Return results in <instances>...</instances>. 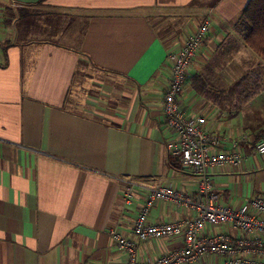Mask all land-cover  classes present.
Wrapping results in <instances>:
<instances>
[{
  "label": "crops",
  "instance_id": "0c3cea01",
  "mask_svg": "<svg viewBox=\"0 0 264 264\" xmlns=\"http://www.w3.org/2000/svg\"><path fill=\"white\" fill-rule=\"evenodd\" d=\"M248 1L0 0V264H126L109 229L134 238L147 194L134 188L127 203L123 180L195 192L192 170L166 149L176 134L162 104L171 56L205 20L209 32L188 68L180 104L203 116L211 132L264 138L254 98L240 96L225 108L208 94L212 86H195L223 42L225 51L237 48L228 57L250 53L263 66L235 28ZM22 7L31 16L12 26L9 8ZM236 150L239 160L209 171L218 203L242 207L264 197V154L253 144ZM191 213L159 200L147 221ZM201 233L241 236L230 224ZM182 243L181 236L137 241V256L154 261ZM238 255L264 260V245ZM189 264H223V257Z\"/></svg>",
  "mask_w": 264,
  "mask_h": 264
},
{
  "label": "built area",
  "instance_id": "2783aa9c",
  "mask_svg": "<svg viewBox=\"0 0 264 264\" xmlns=\"http://www.w3.org/2000/svg\"><path fill=\"white\" fill-rule=\"evenodd\" d=\"M208 32L209 22L205 20L171 56L172 68L162 104L165 123L176 134L175 140L166 143V149L181 165L192 170L196 180L195 192L191 194L168 185L148 186L134 180H123L127 183L123 193L127 203L134 195V188H141L147 194L132 226L134 238L123 235L116 228L109 229L119 249L126 252V264H189L211 254L222 256L223 264H264V260L238 255L254 247L260 250L264 245V197L255 196L242 207L221 205L213 190L209 171L210 167L233 164L239 160L242 154L236 149L244 144H253L256 153L264 154V138L254 139L248 132L236 138L211 132L205 127L203 116L188 114L179 101L188 68L203 46ZM226 145L232 147V151L227 150ZM159 200L187 207L192 213L177 221L148 222L149 209ZM218 224H230L240 230L241 236L233 241L224 233L202 235L205 227ZM172 236L182 237L180 247L154 261L138 258L137 241Z\"/></svg>",
  "mask_w": 264,
  "mask_h": 264
},
{
  "label": "rangeland",
  "instance_id": "374dc122",
  "mask_svg": "<svg viewBox=\"0 0 264 264\" xmlns=\"http://www.w3.org/2000/svg\"><path fill=\"white\" fill-rule=\"evenodd\" d=\"M43 11L47 10L43 9ZM224 45L223 42L218 46L209 64L203 68L202 76L215 86V89L211 88L208 94L217 104L225 108H229L232 101L240 96L254 98L253 112L261 114L260 117H262L264 115V62L263 66L257 65L256 57L253 55L251 57L250 53L244 55L243 52L241 56L236 53L230 58L226 53L231 55L237 48L233 45L230 50L225 51ZM244 74L246 76L243 78ZM243 80L245 82L241 83ZM245 84L248 87L245 88Z\"/></svg>",
  "mask_w": 264,
  "mask_h": 264
},
{
  "label": "trees",
  "instance_id": "16d2710c",
  "mask_svg": "<svg viewBox=\"0 0 264 264\" xmlns=\"http://www.w3.org/2000/svg\"><path fill=\"white\" fill-rule=\"evenodd\" d=\"M8 23L17 27V24L27 17H30L32 11L28 8H9ZM12 11L14 13H12ZM235 28L240 30L244 46L249 49L261 62H264V0H249L241 11L235 22ZM246 74L243 75V78ZM212 86L205 77H200L195 86L201 90Z\"/></svg>",
  "mask_w": 264,
  "mask_h": 264
}]
</instances>
